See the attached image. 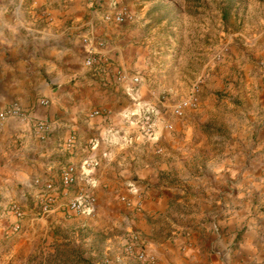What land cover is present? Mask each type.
Returning a JSON list of instances; mask_svg holds the SVG:
<instances>
[{
    "label": "crops",
    "instance_id": "crops-1",
    "mask_svg": "<svg viewBox=\"0 0 264 264\" xmlns=\"http://www.w3.org/2000/svg\"><path fill=\"white\" fill-rule=\"evenodd\" d=\"M33 2L24 24L27 0H0V110L19 102L29 115L0 127V214L13 215L16 204L26 214L24 225L34 226L43 190L33 181L40 178L58 186L51 222L104 223L108 237L100 253L108 264H150L124 253L129 229L142 234L155 264H264V61L249 81L253 107L244 105V119L236 120L230 136L234 155L212 152L213 137L195 134L200 122L185 121L183 138L164 134L170 110L158 117L161 138L154 144L130 119L148 113L142 115L147 89L120 90L114 73L85 64L91 51L111 59L120 50L101 42L115 36L104 20L107 12L91 11L79 0ZM42 7L48 18L37 14ZM118 95L126 104L113 103ZM98 108L102 114L95 116ZM35 123L48 124L47 130ZM201 123L207 130L206 120ZM71 134L78 137L74 148L66 145ZM200 139L208 152L189 151ZM87 160L99 165L87 166ZM68 165L77 168L79 180L62 190ZM88 190L96 196L97 214L69 211V202Z\"/></svg>",
    "mask_w": 264,
    "mask_h": 264
},
{
    "label": "rangeland",
    "instance_id": "rangeland-1",
    "mask_svg": "<svg viewBox=\"0 0 264 264\" xmlns=\"http://www.w3.org/2000/svg\"><path fill=\"white\" fill-rule=\"evenodd\" d=\"M33 1L27 0L29 10L22 14L24 24L31 21L28 11ZM79 5L102 14L106 11L104 20L120 10L133 16L124 23L106 20L115 36H106L107 40L101 42L118 44L120 50L111 59L102 55L104 63L98 67L118 77L120 90L147 89L150 100L143 101V116L154 109L152 118L158 125L159 115L170 110V118L161 127L172 124L173 128L162 132L179 133L181 138L188 134V128L183 127L185 121L200 122L201 126L196 123L195 134L213 137L209 143L212 152L234 155L235 141L230 136L237 131L236 120L244 119V105L246 110L253 107L249 81L251 76L258 77L255 66L264 61V0H79ZM38 9V15L49 17L46 9ZM247 68H253L250 77ZM122 74L128 80L120 79ZM134 77L141 78L139 85L131 81ZM197 84L198 105L176 118L175 106ZM116 99L113 103L126 104L120 95ZM98 111L102 114V110ZM132 115L131 122L142 125L140 115ZM203 120L209 124L205 131ZM227 120L229 123H225ZM200 141L192 144L189 151L208 152V145H199ZM48 215H37L35 225L28 228L23 222L26 214L20 221L11 214H0V264H108L109 257L100 253L108 237L104 223L51 222ZM17 222L21 228L13 232Z\"/></svg>",
    "mask_w": 264,
    "mask_h": 264
},
{
    "label": "built area",
    "instance_id": "built-area-1",
    "mask_svg": "<svg viewBox=\"0 0 264 264\" xmlns=\"http://www.w3.org/2000/svg\"><path fill=\"white\" fill-rule=\"evenodd\" d=\"M114 20L117 23H124L126 21H130L133 19V16L126 12L125 10L116 11L112 14H108L106 16V20ZM88 41V39H86ZM103 58L102 55L95 53L93 51L90 52L88 58L86 59V66L88 68L94 69L98 66H101L103 64ZM121 79L128 80V76L126 74H122ZM131 81L134 82L135 85H139L141 82L140 77H134L131 79ZM199 85H195L192 89L189 96L182 100L180 103H178L173 111V114L176 118H182V116L185 114L187 110H190L192 108H195L199 103ZM45 103V102H43ZM154 111L150 110L143 118L142 123V129L144 136L148 139V141L157 144L161 138L160 132L157 127V123L152 118V113ZM100 112L96 110L94 112V115H99ZM21 118L26 119L29 117L28 114L25 113V111L22 109L19 102H14L9 107L0 110V127H2L8 120L11 118ZM35 126L39 128L41 131H46L48 124L46 123H35ZM173 128L172 124H166L164 126V129L167 131H171ZM78 137L76 134H71L69 139L66 142V145L68 148H74L77 144ZM159 152L162 151V148H159ZM87 166H93L96 167L99 165V162L97 160H87L85 162ZM79 180V174L77 172V168L74 165H68L66 166L61 173V181H60V188L62 190H68L71 188L74 184H76ZM34 186L37 188H40L43 190L41 195V198L38 203V209L39 213L42 216H46L50 214L53 210L52 206L55 201V192L58 191V186L51 181H43L40 178H36L33 181ZM92 185V184H91ZM91 189L93 187L91 186ZM68 209L71 212H74L76 214L80 215H86V216H93L96 213L97 209V200L96 196L93 192V190L85 191L81 194L76 195L68 205ZM11 212L15 216V218L20 221V219L23 218L25 213L21 210V208L13 204L11 207ZM21 228V225L19 222H17L13 226V232L18 231ZM122 248L124 253L129 256L136 258L138 261L143 263H150L155 264L157 261V257L153 252H151L148 249L147 243L142 236L141 233L134 231V230H128L125 237L122 240Z\"/></svg>",
    "mask_w": 264,
    "mask_h": 264
}]
</instances>
